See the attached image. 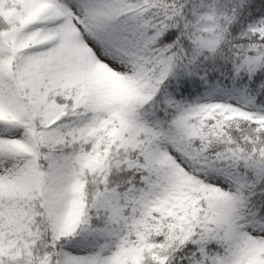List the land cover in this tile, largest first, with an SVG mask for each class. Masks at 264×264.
I'll list each match as a JSON object with an SVG mask.
<instances>
[{
  "label": "snow or ice",
  "instance_id": "obj_1",
  "mask_svg": "<svg viewBox=\"0 0 264 264\" xmlns=\"http://www.w3.org/2000/svg\"><path fill=\"white\" fill-rule=\"evenodd\" d=\"M0 264H264V0H0Z\"/></svg>",
  "mask_w": 264,
  "mask_h": 264
}]
</instances>
